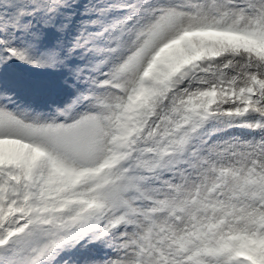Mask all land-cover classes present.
<instances>
[{"label": "snow or ice", "instance_id": "obj_1", "mask_svg": "<svg viewBox=\"0 0 264 264\" xmlns=\"http://www.w3.org/2000/svg\"><path fill=\"white\" fill-rule=\"evenodd\" d=\"M0 264H264V0H0Z\"/></svg>", "mask_w": 264, "mask_h": 264}, {"label": "rangeland", "instance_id": "obj_2", "mask_svg": "<svg viewBox=\"0 0 264 264\" xmlns=\"http://www.w3.org/2000/svg\"><path fill=\"white\" fill-rule=\"evenodd\" d=\"M16 63H17V67L14 69L15 71L21 72L37 80L46 78L48 72L50 71V70L34 69L28 65H20L19 62ZM60 99H63V97H61Z\"/></svg>", "mask_w": 264, "mask_h": 264}, {"label": "trees", "instance_id": "obj_3", "mask_svg": "<svg viewBox=\"0 0 264 264\" xmlns=\"http://www.w3.org/2000/svg\"><path fill=\"white\" fill-rule=\"evenodd\" d=\"M42 70H45V69H42Z\"/></svg>", "mask_w": 264, "mask_h": 264}]
</instances>
